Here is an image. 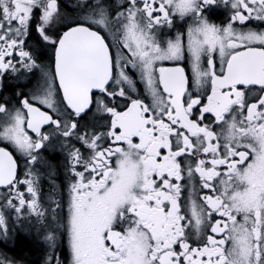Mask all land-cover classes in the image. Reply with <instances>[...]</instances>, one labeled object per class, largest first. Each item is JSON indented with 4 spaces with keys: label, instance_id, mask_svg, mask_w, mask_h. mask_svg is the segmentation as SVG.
Segmentation results:
<instances>
[{
    "label": "snow or ice",
    "instance_id": "obj_1",
    "mask_svg": "<svg viewBox=\"0 0 264 264\" xmlns=\"http://www.w3.org/2000/svg\"><path fill=\"white\" fill-rule=\"evenodd\" d=\"M79 6L0 0V79L39 73L18 104L0 100V244L27 220L45 264H63L62 237L69 264H264V0ZM177 18L185 30L162 37ZM53 141L67 186L51 171L45 201Z\"/></svg>",
    "mask_w": 264,
    "mask_h": 264
},
{
    "label": "flooded vegetation",
    "instance_id": "obj_2",
    "mask_svg": "<svg viewBox=\"0 0 264 264\" xmlns=\"http://www.w3.org/2000/svg\"><path fill=\"white\" fill-rule=\"evenodd\" d=\"M107 2L112 3L113 0H107ZM59 5L60 13L66 18H73L84 11L79 6L80 0H59ZM207 16L211 22L220 25L227 20L228 12H226L222 7H214L207 12ZM251 26L256 27V22H251ZM259 27L264 28V25H260ZM185 28L186 25L179 18H177L174 28H164L162 29L160 35L162 37L173 36L175 35L176 31H183ZM49 57L50 54L47 51H42L40 54V60L42 63H48ZM165 66L170 67L173 65L171 62H165ZM177 66L184 67L186 74L191 75V66L187 62H179ZM38 75L39 73L37 72L36 75L30 76L27 80H17L13 75L5 74L3 78L0 79V100L6 102L9 107L18 104L19 97L17 96V92H29L30 89L34 87ZM138 87L140 88L141 93H143V85H138ZM30 135L35 136V134L31 132ZM73 143L77 142L73 141ZM77 146L79 147L80 145L77 143ZM40 152L42 154V160L38 162L37 167L42 174L40 180L42 186L41 198L46 201L50 189L51 182L49 180V173L51 171L55 172L54 179L58 181V188L66 189L67 154L61 150L60 145L55 141H53V147H45L41 149ZM14 158L19 159V156L16 155ZM44 161L47 163H44ZM18 171L22 175V163L20 164ZM9 226L12 228V236L14 241L7 244H0V257L6 256L9 261H15V264H45V259L49 248L47 243L44 241V230L37 231V226L30 224L27 220H25L23 223H14V221H9ZM21 242H26L33 248V257L16 256L13 253V250ZM56 252L59 254L63 264H69L70 256L66 237L59 239Z\"/></svg>",
    "mask_w": 264,
    "mask_h": 264
},
{
    "label": "trees",
    "instance_id": "obj_3",
    "mask_svg": "<svg viewBox=\"0 0 264 264\" xmlns=\"http://www.w3.org/2000/svg\"><path fill=\"white\" fill-rule=\"evenodd\" d=\"M33 248L26 242H21L18 244V246L13 250V253L16 256H27V257H33L34 255Z\"/></svg>",
    "mask_w": 264,
    "mask_h": 264
}]
</instances>
